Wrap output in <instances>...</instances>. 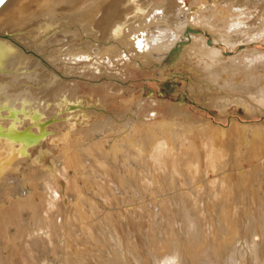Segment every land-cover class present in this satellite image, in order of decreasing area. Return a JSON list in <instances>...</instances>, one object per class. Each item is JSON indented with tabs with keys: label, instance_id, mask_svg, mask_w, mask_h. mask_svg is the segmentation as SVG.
<instances>
[{
	"label": "bare ground",
	"instance_id": "6f19581e",
	"mask_svg": "<svg viewBox=\"0 0 264 264\" xmlns=\"http://www.w3.org/2000/svg\"><path fill=\"white\" fill-rule=\"evenodd\" d=\"M191 1L182 9L176 0H0V37L7 28L15 31L36 23L47 30L56 20H71L83 32L95 31L96 53L111 33H122L127 20L137 19L136 50L159 60L189 32L179 59L193 65L198 88L207 93L210 104L218 109L235 104L264 117V48L247 47L264 44V0ZM193 27L207 31L211 40ZM59 38L58 34L52 36L53 41ZM212 43H222L233 52L240 50L228 57L223 50L210 47ZM10 50L0 47L3 69L16 58ZM39 61L36 57L29 64L28 72H33L24 76L20 93L47 103L67 85L61 67L67 72L77 65V59L65 55L55 65L46 64V69ZM98 90L111 98L121 93L111 85ZM137 100L118 103L123 114L117 119L94 124L75 136L62 129L49 147L34 149L26 134L0 132V225L7 230L14 226L6 241L0 237V264H18L17 260L46 264V254L57 255L58 250L62 253L59 264H222L224 259L234 260L242 240L253 258L260 256L262 248L255 237L264 242V125L236 124L232 127L236 133L229 137L219 129L205 132L204 121L183 117L132 130ZM196 136L211 138V143L204 141L200 148H204L203 159L209 161L207 169L197 168L202 154L192 144ZM44 151L53 155L59 175L66 176L70 164L83 170L76 171L83 178V196L68 223L63 222L57 202L56 174L38 168V157ZM166 191L171 201L184 203L179 213L182 221L174 223L172 212V219L159 218L147 201L151 193ZM38 192L40 202L35 203ZM117 196L133 208L127 214L151 220L144 253L130 242L131 235L122 241L112 219L99 216L101 203L110 205ZM164 223L168 228L180 226L163 232ZM1 227L0 233H6Z\"/></svg>",
	"mask_w": 264,
	"mask_h": 264
},
{
	"label": "rangeland",
	"instance_id": "374dc122",
	"mask_svg": "<svg viewBox=\"0 0 264 264\" xmlns=\"http://www.w3.org/2000/svg\"><path fill=\"white\" fill-rule=\"evenodd\" d=\"M176 2L178 5H182V9H187L192 3L191 0H176ZM197 7L204 8L202 5H197ZM56 21L47 30L39 29L36 23V25L34 24L29 28L15 31L7 28L2 37H0V47L8 46L11 49L10 51L16 55L14 59L16 61L13 60L12 65L4 68L5 70L3 69V64L1 66L0 63V77L3 76V80H0V119L2 120L0 132L2 134H10L12 136L26 134L33 141L32 148H42L46 144L49 147L53 141H56L61 136L64 130H71L72 136H75L79 132L81 133V131L91 128L94 124L109 119H117L119 114H123L119 104H123L129 98H138L137 108L135 109L137 111H134V114L132 113V122L134 123L130 127L132 130L141 127H154L165 122H172L175 118L183 117H190L189 120L192 118V122L193 120L194 122L204 121V125L208 126L205 127V132L219 129L224 132V135L229 134V137L236 133L235 129L232 128L236 124L245 126L248 124L247 122H251L257 126L264 125V117L251 115L235 104L221 109L210 104L207 93L202 92L198 88V74L194 72L193 65L189 64L188 66L186 62H181L179 59L181 52L179 49L188 44L189 32L178 39L181 44H176L172 51L167 52L159 60H155L149 58L145 52L136 50L135 37L139 23L137 19L127 20L128 25L123 28L122 33H111L107 40L108 42L106 41L103 44L106 48L102 46L96 53H93V46H95L97 41L93 34L94 30L92 32H83L71 20L67 22L64 20ZM193 28L194 31L204 34L208 40H211V34L207 31L201 27ZM55 34L60 35L58 42L52 39ZM210 47L223 50V55L228 57L236 55L240 50L238 47L235 52L230 51L222 43H212ZM247 47L262 50L264 44L260 42ZM65 55H70V57L77 59V65L68 67L67 72H62L63 67H61L59 71L62 76L68 78L66 80L67 85L53 101L38 103L20 93L24 88L22 83L24 76L26 78L28 73L33 72H28V67L32 60L39 57V66L46 69V64L49 66L55 65L56 61ZM64 70L66 69L64 68ZM104 85L120 88L121 93L117 97H106L98 90L100 86ZM11 92L21 96L14 97ZM9 94L12 95L10 96ZM38 99L40 98L38 97ZM11 115H14L15 118H12ZM209 136L206 138L196 136L192 142L197 149V153L202 154L198 169H207L209 166V161H206L205 158L203 159L204 148L200 149L201 143L211 139ZM182 143L185 147L190 148V145L184 140H182ZM47 152L44 151L38 157V161H40L38 168L52 170L56 174L57 202L63 222L68 223L70 216L74 214V209L80 205L79 203L83 196L84 182L80 176L83 170L82 168L79 169L77 165L70 164L67 166L66 176L59 175L52 162L54 159L53 155L50 152L47 154ZM72 153L74 154V152ZM254 162L256 163V161ZM91 165L93 166V164ZM76 171L80 173L77 174ZM202 176L204 177V174H201ZM38 195H40L39 192L36 194L35 203L40 202V196ZM167 195H170L167 191L164 194L160 192L158 194L151 193L147 201H151V204L154 205L152 210L154 213H158L159 218L164 217V219L169 220V218L172 219V213H174V216H176L175 219H172L174 223L178 220L182 221L179 213L182 211L184 203L180 204L177 200L171 201ZM117 198L116 201L112 200L110 205L101 203L102 207L99 210V216L109 217L108 220L112 219L113 225L116 227L122 241H128V236L131 235L130 242L140 252L144 253L148 241L146 236L149 227L152 228L150 225L151 220L148 218L138 219L129 213L127 214V211L129 212L133 208L124 204L120 197L117 196ZM187 204L189 205V202H186ZM135 211H138V209ZM21 212L25 213V209H22ZM254 213H257V210L256 212L254 210ZM123 214H126V217ZM94 223L96 225L98 222L95 221ZM109 223L107 227L111 228L112 223ZM179 226L180 224H172L168 228L167 224L164 223L162 231L167 232L168 229L176 230ZM2 228L7 231L6 233H0V237L5 240L12 234L10 231L14 229V226L8 227V230L4 226ZM238 232L242 235L244 234L241 228L238 229ZM26 239L30 242L33 241L32 237H26ZM62 239L63 237H61ZM255 239L260 242L262 248L260 256L257 255L258 258L251 256V252L246 249L245 242L242 240L234 260L225 261L224 259L222 264H229V262L230 264H264V242H261L259 237H255ZM5 241L3 242L5 243ZM49 249L51 250V248ZM56 252L58 253L57 255L56 253L48 252L45 256L46 258L44 257V262L46 260V264L61 263V250ZM16 262L21 264L19 260Z\"/></svg>",
	"mask_w": 264,
	"mask_h": 264
}]
</instances>
